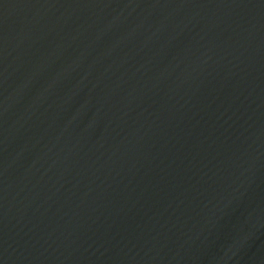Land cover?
Returning a JSON list of instances; mask_svg holds the SVG:
<instances>
[{"label":"water","instance_id":"water-1","mask_svg":"<svg viewBox=\"0 0 264 264\" xmlns=\"http://www.w3.org/2000/svg\"><path fill=\"white\" fill-rule=\"evenodd\" d=\"M0 264H264V0H0Z\"/></svg>","mask_w":264,"mask_h":264}]
</instances>
